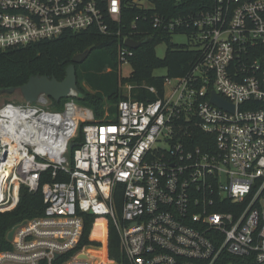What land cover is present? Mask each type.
<instances>
[{"label":"built area","instance_id":"built-area-1","mask_svg":"<svg viewBox=\"0 0 264 264\" xmlns=\"http://www.w3.org/2000/svg\"><path fill=\"white\" fill-rule=\"evenodd\" d=\"M133 2L152 11L144 21L155 34L192 28L202 62L165 78L155 102L133 100L127 86L116 119L87 121L73 99L60 111L46 99L0 109V213L18 207L22 188L44 200L42 216L16 225L0 264H121L109 257L111 225L127 264H264V0H209L178 16ZM122 7L0 0V51L92 27L109 34ZM91 212L106 221L107 244L81 247Z\"/></svg>","mask_w":264,"mask_h":264},{"label":"trees","instance_id":"trees-1","mask_svg":"<svg viewBox=\"0 0 264 264\" xmlns=\"http://www.w3.org/2000/svg\"><path fill=\"white\" fill-rule=\"evenodd\" d=\"M133 1L123 0L122 15L118 21L107 18L111 31L109 34H101L97 28L92 27L82 32H67L53 40L0 51V89L21 87L32 76L38 75L55 77L63 81L67 68L74 64V57L89 50L87 58L82 63L75 64L81 90L80 97L64 99L61 102L50 100L52 110H63L64 105L73 99L79 106L93 110L96 117L101 119L105 105L109 103L112 107L108 111L113 115V119H116L119 103L128 98L124 91L126 86L132 87L130 96L133 100L155 102L163 97L165 78L186 77L202 62L203 53L201 50L174 45L171 35L155 34L150 22L144 21V17L146 15L150 17L152 11L140 10ZM153 1L157 6L156 11L161 15L178 16L195 15L209 0ZM133 23L136 24L135 28ZM191 29L187 30L188 36L193 32ZM126 38L143 41L144 44L139 49L133 50L131 56L127 55L124 58L123 41ZM163 41L167 43L168 49L165 58L161 59L156 54V46ZM125 63H129L132 67V73L128 78H123L121 74ZM158 69H165L167 76H155L154 72ZM150 88H154L156 92H151ZM200 140L198 138L197 143L203 146ZM83 142L84 133L81 128L75 144L81 145ZM49 175L44 176L43 183ZM57 180L63 178L59 177ZM120 199L122 200L120 196H116V200ZM43 214L42 193L33 194L22 188L18 207L12 212L0 213V252L11 248L7 235L13 227L24 220ZM96 219L93 215L85 216L81 247H98L100 244L92 241L91 237L94 239L106 237V223L99 220L94 227ZM109 255L112 260L127 264L120 249L118 232L112 225L109 229Z\"/></svg>","mask_w":264,"mask_h":264},{"label":"water","instance_id":"water-1","mask_svg":"<svg viewBox=\"0 0 264 264\" xmlns=\"http://www.w3.org/2000/svg\"><path fill=\"white\" fill-rule=\"evenodd\" d=\"M144 44L143 41H136L133 39H128L125 42V47L131 50H137ZM89 50L83 54H79L73 59L72 65H70L66 70V77L63 81H59L57 78H49L47 76H32L30 80L21 87L5 88L0 89V98L3 96H13L19 93L23 101L29 104H37L41 99L54 100L56 102H61L64 99L78 98L81 95V90L78 85V74L75 64L82 63L88 56ZM213 103L221 108L228 109V104L213 96ZM74 147V145H72ZM93 213L91 212V215ZM17 229L15 226L7 235V241H12L14 233ZM86 258V255H82Z\"/></svg>","mask_w":264,"mask_h":264},{"label":"rangeland","instance_id":"rangeland-1","mask_svg":"<svg viewBox=\"0 0 264 264\" xmlns=\"http://www.w3.org/2000/svg\"><path fill=\"white\" fill-rule=\"evenodd\" d=\"M171 41H172V43L174 45L186 46V47H188V48H190L192 50H195L196 49V45H195L194 39L193 38H190L188 35H173L172 38H171ZM167 49H168L167 43L164 42V41L163 42H160L156 46V54H157V56L159 58H161V59L165 58ZM131 73H132V67H131V65L129 63H125L122 66V69H121L122 77L123 78H128V77H130ZM154 75L155 76H158V77H165V76H167V71L165 69H158V70H156L154 72ZM87 90H89V89L87 88ZM124 91H125V94L127 95V92H128L127 86L124 88ZM46 101L48 103L47 107L50 108V109H52V107H51V101L49 99H46ZM23 102L24 101H23V99H22V97L20 96L19 93H16L13 96H3V97L0 98V109H2L5 105H7L9 103L22 104ZM105 107H106L105 108V112H104V115L101 116V119H98L96 117V115L93 112V110L88 109V108H85L83 106L81 108L83 110L84 116H87L88 117L87 118V121H93V122L97 121L98 122V121H103L105 119H110V118L113 119V115H110V112L108 111V109L110 107H112L111 104L106 103ZM81 119L84 120L85 117H82ZM84 123L85 122L82 121V124H84ZM104 222L106 223L105 220H104ZM96 223H97V221H95L94 226H96ZM94 230H93V232H94ZM93 232H92V235H93ZM98 240L101 243H106L107 244V241H106L105 237L102 238V239H98ZM108 248H109V246H108ZM110 259H112V258L110 257Z\"/></svg>","mask_w":264,"mask_h":264},{"label":"bare ground","instance_id":"bare-ground-1","mask_svg":"<svg viewBox=\"0 0 264 264\" xmlns=\"http://www.w3.org/2000/svg\"><path fill=\"white\" fill-rule=\"evenodd\" d=\"M6 116H8V114H5Z\"/></svg>","mask_w":264,"mask_h":264}]
</instances>
